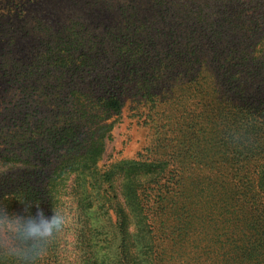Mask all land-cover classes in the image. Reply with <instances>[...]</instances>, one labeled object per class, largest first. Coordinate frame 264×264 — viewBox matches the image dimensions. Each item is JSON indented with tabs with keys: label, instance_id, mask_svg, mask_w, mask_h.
<instances>
[{
	"label": "trees",
	"instance_id": "16d2710c",
	"mask_svg": "<svg viewBox=\"0 0 264 264\" xmlns=\"http://www.w3.org/2000/svg\"><path fill=\"white\" fill-rule=\"evenodd\" d=\"M141 2L158 24L157 40L180 32L190 46V58L175 57L162 70L161 96L148 98L153 110L165 107L150 123H162L171 105V136L178 142L179 125L189 124L190 144L159 139V151L148 157L102 170L115 123L109 119L122 109L120 86L109 83L107 97L93 103L107 117L92 115L94 128L82 141L74 123L88 112L47 128L42 137L54 159L28 145L19 155L9 146L0 152V216L32 215L29 200L60 215L35 264H264V0ZM42 3L0 0L5 69L16 64L18 31L28 35L29 9ZM181 16L184 31L176 26ZM199 64L204 69H195ZM65 68L53 70L64 79ZM188 96L201 103L182 107ZM98 209H104L99 219ZM16 243L0 230V264H19L10 251Z\"/></svg>",
	"mask_w": 264,
	"mask_h": 264
},
{
	"label": "rangeland",
	"instance_id": "374dc122",
	"mask_svg": "<svg viewBox=\"0 0 264 264\" xmlns=\"http://www.w3.org/2000/svg\"><path fill=\"white\" fill-rule=\"evenodd\" d=\"M141 1L43 0L40 8L29 9L32 16L23 22L28 35L19 30L15 36V66L5 69L8 60L4 52L0 58V152L9 146L19 155L28 145L54 159L53 148L42 137L47 128L53 123L61 125L68 117L81 118V111L88 112L85 120L74 123L76 136L83 132L79 136L82 141L94 128L92 115L107 117L94 110L93 103L107 97L109 83L120 86L122 109L109 119L115 123L99 162L102 170L148 157L150 152L159 151V139L164 140L163 145L190 144L189 124L179 125L183 129L178 142L171 136L176 116L171 105L162 123H150L153 117L149 116L165 107L153 110L155 106L148 100L156 91L161 96L162 78L167 77L162 70L168 69L167 64L175 57L190 58V46L180 32L173 38L157 40L158 24L147 10L149 5L143 6ZM32 17L41 21L40 26ZM175 21L179 31H184L185 18ZM159 29L164 31L162 26ZM201 66L195 65V69H204ZM63 68L69 72L64 79L53 70ZM187 98L182 107L201 103L200 96ZM162 125H166L165 134L160 135ZM6 134L7 142L2 139ZM103 211L96 210L94 216L101 218Z\"/></svg>",
	"mask_w": 264,
	"mask_h": 264
},
{
	"label": "clouds",
	"instance_id": "9594fccd",
	"mask_svg": "<svg viewBox=\"0 0 264 264\" xmlns=\"http://www.w3.org/2000/svg\"><path fill=\"white\" fill-rule=\"evenodd\" d=\"M5 201L0 197V210ZM27 208L35 212L27 217H14L5 220L0 216V230L9 233L16 240V246L11 254L17 258L19 264H35L43 253L44 245L53 233L60 227L62 218L56 211H45L34 201L27 202Z\"/></svg>",
	"mask_w": 264,
	"mask_h": 264
}]
</instances>
